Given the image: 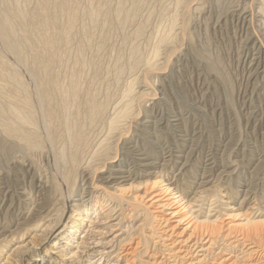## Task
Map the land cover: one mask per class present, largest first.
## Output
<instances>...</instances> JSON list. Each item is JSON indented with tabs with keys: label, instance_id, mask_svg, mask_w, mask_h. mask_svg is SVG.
<instances>
[{
	"label": "rangeland",
	"instance_id": "374dc122",
	"mask_svg": "<svg viewBox=\"0 0 264 264\" xmlns=\"http://www.w3.org/2000/svg\"><path fill=\"white\" fill-rule=\"evenodd\" d=\"M71 1L75 7L78 5L76 7V15L78 17L76 16L69 30L70 33L68 34L67 41L64 44L61 43L62 46L60 44L56 49V56L58 58L55 62L57 63L53 64L51 73L58 78L60 88L62 87L61 89H65V87L67 89V86L69 87L72 81H77L79 96L75 99L76 102L74 101L72 107L75 106V109L79 107L78 122H81L80 124L86 130V133L89 132L87 134L88 139H90L89 142L91 140L94 141L95 136L97 137L95 141H97L104 134L106 130L105 121L113 113L114 110L112 109L114 104L116 105L118 102L116 99L118 98L119 100L120 98L121 100L123 91L128 87L131 80L133 82L132 89L134 93L138 90L135 88H139L140 86L145 87L147 85L156 103L153 105L148 102H142L138 97L133 99L132 109L134 108V117H131L132 120L130 117V119L126 118L124 124L123 121L119 124L118 132L121 135L117 136L119 140L117 139L111 146H108V153L115 158L126 156L130 160V151L126 147L133 146L141 149V151H144L151 157H158L159 155L166 156L172 153L171 156L173 158L171 157V159H175V155H185L184 157L187 162L186 173L181 175L182 178L179 187L187 188V184L189 185L193 178L198 177L203 171H206V174L208 173L207 179L211 181L206 186L209 190L206 195V204L203 207L204 212L208 209L207 207L212 199L213 202L216 201L214 205H220L221 213H236L240 210L241 214L248 208L251 211L252 218L255 220L254 225L257 228H264V74H260L259 77L258 75H253L251 66L250 64L248 65L252 52L250 51L251 42L261 39L260 42H262L264 48V31L260 32V24L257 23L258 21L255 18L249 19L248 16L244 20L239 16L242 7H245V10L250 8L247 10V13L253 11V8H255V0H216L217 2L214 0H201L204 3L199 6L201 9L197 10H194L192 5L200 2L199 0L190 1V4L187 3L189 0H183V3L177 6L175 0H94L92 4L88 3V0H70V3ZM41 2L42 0H26L25 3L21 2V6L27 9V11L30 10L32 12L38 9ZM246 2H248L247 5H245ZM243 4L244 6H242ZM92 6L98 9L97 12H100L98 17L89 16L88 11ZM175 6L176 8H174ZM119 8L120 11L117 10ZM121 11L122 14L126 15L121 16ZM181 12L185 14L182 18L185 20L184 23L187 33L183 35L184 37L182 36L183 38L180 37L179 39L180 34L176 28L181 21ZM117 14L120 15L118 16ZM59 17V30H62V28H65L64 23L66 20L60 14ZM78 18L80 19L78 20ZM171 18L176 23V26L174 25L172 27L174 29H171V43H169V47L161 46L159 40L162 34L170 27L169 25L173 20ZM251 20L253 21L251 22ZM163 26H165V29ZM39 29V23L36 21L33 26V32L37 33ZM49 32L51 31L49 30ZM174 32L177 33L173 34ZM156 45L160 49H158V60L165 56L163 64L159 65V69H157L161 73L160 77L142 73L145 72L142 68V66L144 67L143 62H145L143 60L152 59L150 55H153L152 52ZM28 48L30 55L31 53L33 55L35 52L39 53V51L43 50L41 46L35 48L32 44ZM28 57L30 59L31 56ZM29 61L32 66L37 68L40 74L42 73L41 76H47L45 72V74L41 72L43 69L41 70L36 63H31V59ZM7 65L4 64L3 66L2 62V66L4 69L6 67V70L9 68ZM5 78L2 79V76L0 77V89L2 88L4 91L1 90L5 94L14 92L15 86L13 81ZM70 79L73 80L71 81ZM34 88V84L29 87V90H32V98H35L37 95L33 93V90L36 92V88ZM58 93L59 91L54 93L53 100L57 96H61L62 92L57 95ZM119 94L121 95L119 96ZM88 97L98 104L100 102L102 105L100 114L94 118L90 125L89 118L85 113L86 106L84 103V100ZM58 98L54 100V104L60 113H65V111L69 113V110L72 111V107L68 110L60 107L62 105L61 101L59 102L57 100ZM75 109L73 111L78 112ZM39 113H37L36 117L39 121L43 119L44 124L45 117L42 112ZM146 114L150 115V121L152 123L149 122L146 125H142L140 120ZM39 115L43 117L41 118ZM171 116H177V124L174 125L170 122ZM85 119L88 120L84 121ZM86 127L89 128L87 129ZM139 128H142L141 130H145L146 132H142ZM91 136L92 138H90ZM61 143H63V140L59 139L58 145ZM15 152L12 151L8 155L0 156V224L8 230L4 231V234H0V249L5 246L3 248L4 252L0 256V262L4 260L7 248L13 243H16V240L17 242H27L29 239L31 242L38 243L37 252H40L50 262L52 261V264H70V260L72 259L69 257L70 251H78L80 262V257L87 259V257L83 256L85 253L84 247L87 245L92 246L91 242L95 239L105 244L108 247L107 250H111V246H113V249L122 246L123 249L125 248L124 251L131 244L134 245L133 241L136 242L139 240L137 251L139 250L140 255L137 259L135 258L134 263L155 264L151 259H148V256L152 253L151 244H148L147 247L142 245L144 242V235L142 234L145 231L143 229L141 231L138 228L139 231L136 229V233L132 229L128 230L127 228L128 224L133 223L134 226L138 224L144 216H142V213L137 218H131L125 215L124 209L127 210L126 204H123L121 207L123 211L121 208L116 207L110 214L112 216L106 219H103L107 215L105 214L107 212L106 210L113 206V203L107 202L106 206L100 205L98 208L95 207L96 211L93 213V216L96 214L99 215V218L93 224L90 223V227L87 226L89 223H84V228L76 233V236L70 245H68L67 249L61 252L53 248L51 249L49 247L51 242L49 241L37 242L36 239L32 238L35 232L31 226L35 223L38 215L43 214V210L49 204L61 209L58 211L59 217H57L60 223L58 230L63 229L61 227L63 222L66 225L74 218V215H72L74 213L70 211L68 203H66L67 207L62 204L64 202L63 196H58V194L52 195L49 186H47L49 184L46 182V178L49 177L50 179L52 177L50 174H53V176H62L65 173L66 169L64 168L66 167L62 163L64 167L62 164L57 168L54 167L55 171L57 170L54 173L52 171L54 169L50 161L51 158L48 159L45 157H43L44 159L35 158L34 161H30L28 164L24 163L22 167L21 164L13 160L17 154ZM12 155L14 158L11 157ZM210 165L212 166L211 169L208 168ZM178 167H180L178 163L171 162L169 166L166 165L163 168L159 166L157 170L162 171H160V175L163 178H173V175L178 176ZM60 168L61 171H59ZM50 171L53 173H50ZM70 172L71 174L68 177V181L70 180L69 183L76 181L71 191L72 196L75 197L77 178L75 177V171ZM147 179L149 178L142 176L136 178L134 183ZM95 180L94 177L93 181ZM62 189L67 191L70 187H66V190L64 188ZM100 192L101 189H92L88 197H90V200L101 203ZM131 192L128 191L127 194ZM245 192L248 195L240 205L239 201L244 197L242 195ZM49 195H52L53 199ZM47 198H50V200ZM54 199L56 200L54 201ZM218 199L220 200L218 201ZM44 200L46 201L44 202ZM225 204H228V207L232 206L231 208L238 210L229 211V209H225ZM32 207H34L35 213H33ZM101 208L106 210L102 212ZM30 209L32 212L27 213ZM138 209H142L141 206ZM23 217H26L25 220H29L24 221ZM118 218H122L120 222ZM221 219L226 220L224 215ZM110 224H113V226H109ZM145 230L147 231V228ZM81 233L88 234L89 239L81 238ZM130 233L133 234L131 241L123 242L129 238ZM114 235H117L116 239L113 237ZM84 240L86 243H84ZM128 256L126 257L128 258ZM121 259L120 261L113 262V264H123ZM102 260L99 264H105V260ZM147 260L149 261L147 262ZM144 261L147 263H141Z\"/></svg>",
	"mask_w": 264,
	"mask_h": 264
},
{
	"label": "bare ground",
	"instance_id": "6f19581e",
	"mask_svg": "<svg viewBox=\"0 0 264 264\" xmlns=\"http://www.w3.org/2000/svg\"><path fill=\"white\" fill-rule=\"evenodd\" d=\"M25 1L26 0H0V75L2 76V79L6 77L13 81L15 86V88L13 87L14 92L12 90V92H9L8 90L9 94H5L3 92L4 90L2 88L1 89L3 91L0 89V156H5L10 154L12 151H16L17 154L15 158L13 157V155L11 157L14 158L13 160L15 162L21 164L22 167L24 163L28 164L30 161H34L35 158L43 157L48 159L51 158L50 161L52 163L53 169L54 167L57 168L59 165L64 163L66 167L64 169L66 170L65 173L62 174V176H53V174H50L54 178H45L46 182L49 184L47 186H49L51 194H58V196H63L64 202L62 204L66 206V203H68L70 211L74 213L72 214L74 215V218L71 219L66 225L64 224L65 222H63V224L61 225L63 229L58 230L60 223L57 217H59L58 211L61 209L56 208L54 205L51 206V204H49L50 206L48 205L45 207V209L43 210V214L38 215V218L35 219V223L31 226L35 232L32 235V238L36 239L37 242L49 241L51 242L49 245L51 249L53 248L55 250H58V252H61L67 249L68 245H70V243L76 236V233L82 230V228H84V223H89L87 226L90 227V223L93 224L99 218V215L94 214L93 216V213L96 211V208H98L100 205L106 206L107 202H112L113 206L109 207V209L107 208L108 210L104 209L107 211L105 213L107 215H105L103 219L111 217L112 215L110 214L116 209V207L121 208L123 204L127 205V210L124 209L125 215H128L131 218H137L141 216L142 213V216H144V218L142 217L143 219H141L140 222L135 226L133 223L128 224L127 228L128 230L132 229L133 231H135L136 229L137 231H139L138 228L141 229V231L142 229L145 231L144 234H142L144 235V242L142 243V245L147 247L148 244H151L152 253L148 256V259H151V261L155 264H264V228H257L254 225L255 220L254 218H252L251 211H249L248 208L241 214L240 210L236 213L226 212L225 214L222 212V214L220 205H214L216 201L213 202L212 199L205 213L203 207L206 204V195L209 190L206 186L209 182H211L210 179H207L208 173L206 174V171H203V173L199 174L198 177H194L191 183L189 185L187 184V188L179 187V184L181 183L180 180L182 178L181 175H184V173H186L185 171L187 167V162L184 157L185 155H175V159H171L172 153L166 156L159 155L158 157H151L144 151H141V149H137L136 147L128 145H126L128 146L126 147V149L130 151V160L127 159L126 156L115 158L113 155H110L108 153V146H111V144L118 139L117 136L121 135L118 132L119 124H121L122 121L124 124V122H126L124 121L126 120V118H131L132 116L134 117V108L132 109V101H134L133 99L135 97H138L142 100V102H148L153 105L156 103L154 98H152L151 92L149 91V87L147 85H145V87L140 86L139 88H135L138 90L134 93L132 89L133 82L130 79L131 81L129 82L128 87L125 89V91H123L121 100L120 98L119 100L118 98L116 99L118 102L115 101L117 102V104H114V107L112 109L114 110L113 113L111 115L108 113L110 116L105 121L106 130L104 134H102L101 138L97 141H95L97 138L95 136V140H91L89 142L90 139H88L87 137V134L89 132L86 133V130L80 124L81 122H78V115L80 112L79 107L78 109H75V106L72 107L75 99L79 96L77 81L73 82V79H70L72 81L71 84H69L67 81L69 87L67 86V89L65 87V89L63 88V90L61 89L62 87L60 88L58 78H56L54 74L51 73L53 64L57 63L55 62L58 58L56 56V49L61 43L64 44L67 41L68 34L70 33L69 30L77 16L76 7L78 5H76L75 7L72 1L71 5L70 0H42L38 9H35V11L31 12L30 10L27 11V9L21 6V2L25 3ZM88 1V3L92 4L94 0ZM190 1L193 2V0H189L187 1V3L190 4ZM199 1L200 2H197L192 5V8L194 10L201 9L199 8V6L204 2H202L203 0ZM175 2L177 6L183 3V0H175ZM247 4L248 2H246L245 5ZM176 6L174 8H176ZM186 6L188 7L187 4ZM242 6H244V4ZM89 9V16L98 17L100 12H97V8H94L92 6V8ZM117 10L120 11V8ZM247 10H245V7H242L239 16L244 20H246L248 16L249 19L255 18L256 21H258L257 23L260 24V32L264 31V0H255V8H253V11H249V15V12L247 13ZM175 12L174 14H176ZM59 14L66 20L64 23L65 28H62V30H59ZM113 14L115 15V13ZM117 15L119 16L120 14ZM122 15L126 14H122L121 11V16ZM183 15H185L184 12H181V21L177 25L178 27H175L176 29H178V32L180 34V36L178 37L179 39L180 37L183 38V35L187 33L184 23L185 20L184 18H182ZM173 18H171V20ZM79 19L80 18H78V20ZM174 19L171 21L169 25L170 27L168 26L170 29L168 28V30L165 31L164 34H162L159 40L161 46L163 45L167 47L169 43H171V29H174L172 27H174V25L176 24L174 22ZM36 21L39 23L40 27L37 33L33 32V26ZM252 21L253 20H251V22ZM121 26L123 27L122 23ZM163 27L165 29V26ZM49 30L53 33L49 32ZM78 31L80 30L78 29ZM176 33L174 32L173 34ZM260 41L261 39L251 42L250 51L252 52L250 54L251 57L249 58L248 63V65L250 64L251 66L252 74L258 75V77L260 74H264V48L262 46V42ZM31 44L35 48L41 46V49L43 50L39 51V48V50H37L39 51V53L34 51L35 53L33 55L31 53L30 55L28 52V46H30ZM157 45L153 49V52L151 50L153 55H150V58L152 57V59L143 60L145 62L142 61L144 65V67L142 66V68L143 70H145V72H142L143 74L148 73L151 76L153 75L155 77L161 76V73L159 72V70L157 71V69H159V65L163 64L165 56L164 58H162L160 55L161 58H159L158 60L157 55L160 49ZM28 56H31V63H36L41 70L43 69L42 71H39L43 72V74L46 73V77L41 76L42 73L40 74L37 71V68L30 64V59ZM2 62L3 66L4 64H8V70H6V67L5 69L3 68ZM32 84H34V87L36 88V92H34L33 90V93L37 94H35V98H32V90H29V87ZM31 88L33 89V87ZM56 91H59L57 95L62 92L60 97H56L62 99H57L59 100V102L61 101L62 106L60 107L64 108V110L71 109L70 107H72L73 109H75V111L78 110V112H74L72 109L74 113L70 110L69 113H67L68 111H65V113H60L54 104V100L56 98L54 97L55 99L53 100V96ZM120 95L121 94H119V96ZM84 103L86 106L85 113L89 118L90 125L94 118L100 114L102 110V105L100 104V102L99 104L94 102L93 99H91L90 97L85 99ZM78 106L80 105L78 104ZM38 112L43 113V116L45 117L44 124L43 119L42 121H39L36 117ZM39 116L41 118L43 117L41 115ZM171 117L172 118L170 119V122L174 125L177 124V116ZM86 120L88 119H85L84 121ZM149 122H151L149 114L144 115L142 120H140V123L142 125H146ZM142 132L146 131L143 130ZM90 138H92V136ZM59 139L63 140V143L59 144L60 146L58 145ZM171 162L178 163L180 165V167L177 168L179 170L178 176L173 175V178H163L160 175L161 170L158 171L157 169L159 168V166L161 168L166 167V165L169 166ZM62 166L64 167L63 164ZM208 168L211 169L212 166L210 165V167L208 166ZM52 171H54L55 173L57 170L55 171L54 169ZM59 171H61V168ZM70 171H75V177L77 178V191L74 194L75 197L72 196L73 194H71V191L74 185L76 184V181H72L71 183H69L70 180L68 181V177L71 174ZM50 173L53 172L50 171ZM142 176H146L149 179L134 183V180L136 178ZM94 177L96 179L95 181H93ZM103 184L104 186H102ZM66 187H70V189L67 190L68 192L62 189L64 188L66 190ZM92 189H101V192L99 193L102 200L101 203H97L96 201L90 200V197H88L90 196V192ZM128 191L132 192L127 194ZM52 195L49 196L52 197ZM247 195L248 194L246 192L244 193V195H242L244 197L239 201V204L246 199ZM51 199H53V197ZM46 200H44V202ZM48 200H50V198ZM55 200L56 199H54V201ZM219 200L220 199H218V201ZM140 206L142 209H138V207L140 208ZM224 207H226L225 209H229V211L238 210L231 208L232 206L228 207V204H225ZM31 209H33V213L36 212H34V207H32ZM31 209L28 210L27 213L30 211L32 212ZM104 210L102 209V212ZM223 215L225 216L226 220L221 219ZM23 219L24 221L29 220H25L26 217H23ZM121 219L122 218H118V221L120 222ZM109 226H113V224H110ZM146 228L147 231L145 230ZM6 230L7 229H5L2 224H0V234H2ZM132 233H130L129 238L125 239V241L123 242H130L131 236L133 235ZM113 237L116 239L117 235H114ZM81 238L89 239L88 234L86 233L82 234ZM138 241L139 240H137L136 242L133 241L134 245L131 244V246H129L124 251L125 248L123 249L122 246L117 249H113V246H111L112 249L107 250L108 247H106L105 244L100 243L99 240L96 241L94 239L91 242L92 246L87 245L84 247L85 253L83 256L87 257V259H82V257H80L81 261L79 262V257L77 253L78 251H70L69 257L72 258L70 260V264H99L102 259L105 260V264H113V262L115 261H120L122 256H124L123 259H121L123 261V264H135V258L137 259V257L140 255V252H138L139 250L137 251L139 247L137 246V244L139 243ZM84 243H86L85 240ZM37 245L38 243L34 241L31 242L30 239L27 242H17L16 240V243H13L10 247L7 248L4 260L1 261L0 264H52V261L50 262L48 259L45 258V256L40 254V252H37ZM4 247L0 249V256L2 255V252H4ZM113 253L115 254L113 255ZM127 255H129L128 258L126 257ZM149 260H147V262ZM147 262L144 261L141 263Z\"/></svg>",
	"mask_w": 264,
	"mask_h": 264
}]
</instances>
